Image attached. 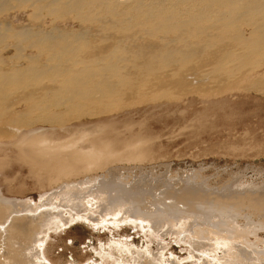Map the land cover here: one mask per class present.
Listing matches in <instances>:
<instances>
[{
    "label": "bare ground",
    "instance_id": "6f19581e",
    "mask_svg": "<svg viewBox=\"0 0 264 264\" xmlns=\"http://www.w3.org/2000/svg\"><path fill=\"white\" fill-rule=\"evenodd\" d=\"M11 14H13L12 17L15 20L10 17ZM23 17H26V22L29 23L28 26L18 25L23 20ZM230 23L235 24V27L230 28ZM72 24H75V26ZM240 27H245L249 30V37H244L243 29L241 30ZM228 30L229 32L231 31L229 37L231 36L230 38L235 40V42L233 40L230 41L236 44L239 41V44H237L239 48H237V50L241 49L242 51L243 49L244 51L241 52L238 50L240 53L238 51L237 53L234 51V43L233 45L229 42V44L226 43L225 40L227 39L228 41L229 37L226 39L223 38L226 37L225 34ZM204 33H206L208 37L211 36L212 41L208 42V40L211 39L207 40L208 37L206 35H204L207 37L205 40H200L199 37ZM213 36H216L215 38H218L220 41L214 42L215 38ZM221 39L228 44V48H230L229 45L234 46V49H230V51L233 50L234 52L231 53L232 55H229L231 58L233 54H237L235 56V61H233L234 66L236 60L240 59L239 67H242L241 63L243 65V62H241V58L243 57L242 59H244L245 56L247 57L250 54H254V52H252L254 47L258 49L260 46L261 49L263 48L262 50H264V0H0V174L3 176V173L7 169H11L15 163H19V168L22 169L21 167H24L27 174L30 175L29 178L31 179L33 187H37L44 192L37 204L31 203L29 199L6 202L0 195V264H50L45 258L42 250V246H44L43 244L48 237V232L52 229L56 230L61 228L76 220L91 222L95 227H118V225L122 223L130 222L134 226L138 225L140 229L149 232L152 227L154 232L158 234L157 232H160L159 229L162 230V226L158 228L159 226L157 225L160 222L149 221L151 220L149 215H141L132 208L133 203L140 202V200L144 198L142 195H149L144 201H141L145 204H147V202L162 204L166 201L177 204H188L186 202L189 201V204L192 205L191 208L198 205L206 208L210 206L216 208L220 203H225L231 199V201H233L236 198L234 197L235 194L233 196H225L224 194V196H218L219 198L216 196L210 197L209 195L201 193L196 184L194 186H188L187 188H180L178 186L176 188L173 187L175 186L173 184V186H169L170 183L168 185V183L165 182L153 183L150 179L149 181L148 179H141V181L129 179L122 184L117 183V181L114 182V180L121 176L119 173L121 174L124 171L130 172L131 169L137 167L135 163H140L148 158L150 149L147 146L151 140L142 139L133 134L130 135L127 140L116 139L111 133L109 134L106 132V127L98 125L85 127L82 125L81 121L86 115H99L102 110L97 112L99 110L97 106L108 109L111 108L112 110L119 108L121 97H114L112 92H110L112 89L109 92L113 96H109V92L105 91L110 89L112 83L116 81V78H113L114 82L110 81L112 82L111 85L109 84L110 87L107 85L108 82L104 86H108V89L102 88L103 86H99L100 88H98V86L97 88L94 87L97 84L96 82L103 81L105 76L109 77L111 76L110 73H114L110 72L113 70V65L111 63L114 62V58L112 57L118 55L117 53H115L117 54L116 56L113 54L118 48L120 49L123 47V49H126L127 53L129 49L137 48L138 52L134 51L135 49L131 50L134 51L135 55V52L139 54V50H142V53L143 50H145L144 52L148 50L147 52L152 54L156 52V54L154 53L153 55L161 59L155 56L156 59L153 58L152 54L147 57V53L146 55L143 53L145 55L144 58L147 57L146 59L149 58V60L153 58L155 62L158 59L160 63L156 62V64L159 63V66L165 67L166 69V65L172 62L174 57L180 53L179 50L187 49L183 47L187 46L190 47L188 50L192 49L188 51L187 56H185L186 53L183 56L181 55L183 60L189 55H199V57H201L200 53L204 54V52L205 54L207 53L206 55L208 56V53H217L220 50L221 47L217 42H221ZM201 41H204V44L200 43ZM248 42L251 44L249 45ZM247 43L249 47L251 46L250 49ZM122 44L125 46H121ZM240 44L244 46L241 47ZM174 45L177 47L175 51L176 53L179 52L178 54H176L172 48ZM223 45L224 44L221 46ZM252 45L254 46L253 48ZM156 47H159V51L156 49V51L151 52V50ZM170 47L176 56L174 53V56L169 54L170 51L172 52ZM243 47H246L247 50ZM259 49L258 51L260 52ZM121 51L122 49L120 52ZM124 54H126L125 51L122 52V56ZM134 54L128 57L129 61L130 58L134 61V57L136 58V56L133 57ZM263 54L264 51L259 54L258 58H264ZM139 55H137V59H139ZM122 56L120 54V56L118 55L117 57L121 58ZM126 56H128V54H126L125 57ZM212 56L213 55H211V57ZM237 56L240 57L237 58ZM223 57H225V55ZM192 58L193 56L191 60L194 59ZM205 58L207 59V57ZM217 58H215V60ZM111 59H113V62ZM146 59H144V61ZM220 59L222 58L220 57ZM220 59L218 58L217 60ZM260 59L258 61H260ZM122 60H124V58ZM178 60L179 62L183 61L182 59L180 60V58H178ZM178 60L175 59V64ZM217 60L215 61L216 63ZM118 61L116 63H118ZM126 61L124 62L127 66L128 62L126 63ZM239 61L237 62L238 65ZM149 62L151 63V60ZM211 62H213V60ZM220 62H218L216 66L213 65L214 63L211 64L215 68H212V66L209 67L210 69L212 68L213 71L217 68L214 74H211L212 78H214V75L219 74L218 76H221L220 80H223L226 77L225 74L221 72L222 70L219 71L218 69L220 68ZM230 62L232 61L230 60ZM81 63L87 64L83 65L88 66V68L80 69L83 67L82 65V67L76 68V65L79 66ZM116 63H114L115 66ZM130 63L132 62L130 61ZM145 63H147V61ZM150 63L147 65L151 66L153 62ZM125 64L120 63L117 64V66L121 65L123 66L122 68H124ZM194 64L195 63H193V65ZM229 64L230 63L226 65ZM1 65L10 66V69L5 72L1 69ZM134 65L135 64L130 66L135 67ZM193 65L191 64L190 66L194 67ZM146 66H144V68ZM155 66L154 64V67ZM133 67H131L132 70ZM154 67L152 64L151 67L147 68V71L146 68L144 71L143 67H140L143 70L140 68L138 69L139 72L141 70L143 73L145 72L147 74L149 71L150 75V71H154V69L151 70ZM162 67H160L161 70ZM116 68L114 70H116ZM157 68L156 66L154 72L160 73L161 71ZM169 68L172 69L171 67ZM165 69L162 71L167 72L169 70V73H173L170 69ZM188 70H190V68H188ZM196 70L198 69H195V71ZM204 70L206 73V69H203V71ZM223 70H225V68ZM247 70L249 72V69ZM213 71L211 70V72ZM244 71H237L238 76L240 72ZM120 72L123 73V70ZM131 72L133 71H130L129 74L133 78L132 75L134 74H131ZM136 72L137 71H134V73ZM211 72L209 71V73ZM231 72L234 73L235 71ZM152 73L151 77H153L154 74L156 75V73L153 75ZM179 73L177 74H179L178 76L180 77L182 73ZM209 73L205 74L206 77L203 75L204 79L206 78L205 82L210 79L208 78ZM233 73L231 74L235 75ZM136 75H139V73H136ZM136 75H134V77ZM141 75L143 76V74ZM155 75V78H152L153 82L155 81L154 79L158 77V74L157 76ZM159 75L161 78L164 77L163 73V77L161 74ZM187 75L190 74L188 73ZM187 75L185 76L187 77ZM228 75L230 74L228 73ZM47 76L52 77L53 80L56 78L57 83L55 85H50L52 78L47 79ZM190 76H188L189 80ZM222 76H224L223 79H221ZM147 77L148 78H144L143 76L141 78L145 80L148 79L146 80L147 83L151 78L150 76ZM167 77L169 80V76ZM228 77L226 79H228ZM230 77L232 76L230 75ZM125 78H128V80L126 81V79H124V82L127 83L130 81L129 77ZM200 78L204 81L202 76L199 77V79ZM44 79L51 81L49 84L46 83L45 85L43 81L46 80ZM110 80L112 79L110 78ZM134 80L132 82L137 84L138 82L136 83ZM106 81L109 80L106 79ZM140 81L142 80L140 79ZM211 81L209 80L208 83ZM216 81L217 84H215V86H220V83L223 84V81L219 82V84V80H215V82ZM89 82H93L94 84L92 83V88H88L90 90H86L84 87H86V84ZM124 82L123 84H125ZM153 82L149 81L148 83ZM119 83L122 84L120 81ZM146 83L141 84L140 82L134 88H139L138 86L140 84H144L145 86ZM183 83L187 85L189 82L187 80V83L184 81ZM92 84L88 85L91 86ZM104 84L99 83L98 85ZM169 84L167 85L170 87L171 84ZM174 84L176 85V82ZM178 84L182 85V81ZM205 84L206 88L213 85L204 83V85ZM113 85L117 86V83ZM144 86L143 88L145 89ZM157 86H155L154 90H157ZM164 86H166V84ZM114 87L115 86H112L111 88ZM159 87L160 86H158V88ZM120 88L122 87L120 86ZM128 88L129 87H127V93L131 91L128 90ZM143 88H141V90L135 89V91L131 88L133 90V92H131L132 95L128 93V95L130 94L131 96L127 97L136 99L134 101H142L145 99V93L142 92V90H144ZM162 90H164V88ZM147 91L150 92L152 90H150L149 87ZM147 91L145 90V92ZM117 94L119 95V93ZM124 94L125 93H123V95ZM169 94H172V92L167 93V95ZM142 96L144 97L143 99ZM111 103L112 105L115 103L119 105H113V108V106L110 107ZM126 103L127 101L125 104ZM137 103L138 102H136V104ZM107 110L103 112H107ZM8 154H11L12 157L10 158ZM124 164H129V166H125ZM100 173L102 175H99ZM131 173H133V170ZM120 178L119 180H121ZM92 181L96 182L93 183L95 184L93 187L90 188L84 185H88L89 183L92 184ZM116 185L119 186V191L121 192H117L114 189ZM140 190H142L140 192L142 195L138 196L141 198L135 200L134 196L136 193H139ZM239 195L240 196L237 198H239L238 202L240 204L247 203L252 207H256V202L258 201L256 198L261 196H252L245 193ZM203 202L206 203L204 204ZM148 205L149 204H147V206ZM191 208L189 207L188 209L191 210ZM188 209L186 208V210ZM217 211L222 212L216 208V212ZM232 213L233 212H223L222 216L234 226V221L238 216ZM239 216L241 217L242 215ZM183 218L184 217H182V219ZM178 220L179 219L176 221ZM218 221L217 223H219ZM171 222L173 221H168L167 223ZM260 223L263 224V222L259 221V224ZM148 224L150 228L147 227ZM202 226H199L198 230L195 228V231L191 233L193 237L191 238L190 236L192 240V252L199 251L197 257L199 261L206 259L205 261H207L208 264H264V262H261L263 257L261 259H259L260 257H253L255 255L252 254L253 251H255L251 250L253 248L249 251L247 250L249 249L248 247L251 246L247 243V234L244 230H239L236 225L234 230L229 232L230 235L228 237L225 236L224 233L212 231L209 224L207 225L208 227ZM181 228L183 227L181 226ZM166 231L164 232L166 233ZM188 231H190V227ZM201 232L204 237L201 235V237L199 236ZM197 238L203 239L202 242L204 243L201 242L200 244ZM195 244H200L199 248ZM204 247L206 248L204 249ZM217 250H223V252H221L223 255H220L221 257L216 256ZM245 251H248L249 254L252 255L249 256V258L248 256L245 257ZM261 252H264V250ZM156 259L158 261L159 257L156 256ZM146 261V263L142 262V264H152L150 261V263H148V260ZM201 263L203 264V262ZM154 264L158 263L154 262Z\"/></svg>",
    "mask_w": 264,
    "mask_h": 264
},
{
    "label": "rangeland",
    "instance_id": "374dc122",
    "mask_svg": "<svg viewBox=\"0 0 264 264\" xmlns=\"http://www.w3.org/2000/svg\"><path fill=\"white\" fill-rule=\"evenodd\" d=\"M12 16L13 14H11L10 17ZM12 19L15 20L13 17ZM23 20L21 21L22 25L21 23L18 25L28 26L29 23L26 22L27 21L26 17L25 18L23 17ZM230 24H228L230 25V28L235 27L234 26L235 24L232 23ZM72 25L75 26V24ZM240 28L241 30L243 29L242 31L244 37H249V33H248L249 30L245 27H240ZM229 30L227 31V33L225 32L226 37L224 38L221 37V38L226 39L227 37H229V33H231V31L229 32ZM204 35H206V33L201 34L200 37L198 36L199 39L205 40L208 37V35H206L207 37ZM209 37L207 38V40L208 39L211 40H208V42L212 41V37L211 36ZM230 37L228 38L229 39L228 41L227 39L225 41L226 43L229 42L230 44L232 43L233 45L235 40L231 39ZM223 39H221V42H217L221 47L217 53H212V54L208 53L209 54L208 56L210 57H208L206 55L207 53L205 54V52L204 54L206 56L203 53H200L201 57L204 55L202 58L199 57V55L198 56L192 55L193 58L195 56L194 59L192 58L193 60H191L192 57L191 55H189L191 57L188 56L190 59L187 57L188 59L185 58L183 60L182 57L185 53H186L185 56H187L188 51L192 50V49L188 50V48L190 47L187 46L183 47L187 49L179 50L180 53L177 51L179 53L178 54L175 51L177 50V47H175L176 45H174L173 47L171 46L174 49L175 53L178 55L176 56V54L170 47V50H172V52L170 51L169 54H172V56H174L173 55L174 53L176 57H174L172 62H169V64L166 65V69L165 67L159 66L160 60L158 59L161 58H158V56L153 55L154 53L156 54V52L153 51H156V49L157 51H159L158 49L159 47L153 48L152 50L150 49L151 52H153V54L150 52L148 53L147 52L148 50L146 52H144L145 50H143V53L145 55L147 53V57L151 56L152 54L153 58L155 57L158 58L156 62L159 63L156 64L155 62L156 58L153 61V58L150 57L152 58L150 60L151 63L153 62L152 63L153 67L155 64L159 68L157 69L161 71L160 73L154 72L156 66L152 69L150 68L151 70L154 69V71H150L151 73L153 72L152 75L156 73V75L155 74L154 75L157 76L158 74V77H156L157 79H154L156 83L155 81L153 82L152 79L154 75L153 77H151V73L149 75V71L148 74L145 72L143 73L141 71L143 69L145 71V68L147 71L148 70L147 68L152 66V64L149 62L150 61L149 58L148 59H146L147 57L144 58L145 55L142 53V50H139V54L140 53L142 54L139 55L137 54L138 52L137 48H133V49L131 48V50L135 49L134 51H137L135 52L136 53L135 55L134 51H131L130 49H129L130 51L127 49L128 50L127 53L126 49H123V47L120 49L118 48L119 52L121 49L122 51L120 53L118 52V50L114 52L113 54L115 56L117 54L119 56L121 54L122 56L123 51H125L126 54H128V56L125 57L126 54H124L122 56L124 60H122L123 59L122 57H121L122 59L120 57L118 58L117 57L118 55L116 56L118 59L116 57H112L114 58V62L113 59H111V61L113 62L111 63L113 65L112 66L113 70L116 68L117 64L120 63L125 64L124 61H126L128 57H131L132 54H134L133 57L136 56V58L134 57V61L131 60L130 58V61L132 63H130L128 58V60L126 61V63L128 62L127 66L126 64L124 65L125 66L124 68L126 69L122 68L123 66L121 65H118L120 68L117 66V68L119 69L116 68V70L114 71L111 69L112 71L110 72H114L113 74L115 75L110 73L111 76L109 75L107 76H109L112 80H110L109 77L105 76V79H103L102 81L101 79L104 78L102 77L100 79L102 82L101 81L96 82L97 84L94 87L97 88L98 86V88H100L99 86H103L102 88L108 89L107 88L108 86L106 87L104 86L107 84V82H108L107 85L109 84L111 85V83L114 82L113 80L116 78L115 80L118 81L117 82L115 81L114 83L115 84L117 83V86L113 85L114 83H112L111 87L112 86L115 87L111 88L109 85L110 89L105 91L109 92L112 89L110 92H112L114 97L122 98V99L120 98L119 101L120 105L116 103L113 104L114 106L119 105V108L112 110L111 108L108 109L97 106L99 109L97 112H99L100 110H102V112L106 111L107 109L108 110L107 112H103V113L101 112L99 115H92V116L86 115V117H83L81 121H82V125H84L85 127L90 125H98V126L106 127V132H108L109 134L111 133V135L116 139L127 140L129 139L128 137L133 134L134 136H139L142 139L151 140L149 145L147 146L150 149V154L148 158L144 159L140 163H135V166L137 167L131 169L130 172L124 171L121 174L119 173V175L121 176H119L116 180H114V182L117 181V183L122 184L124 181H127L129 179L130 180L137 179L140 181L141 179L142 180L148 179V181L150 179V181H152L153 183L165 182L168 183V185L170 183L169 186L175 185L173 187L176 188L177 186L180 188H187L188 186L191 185L194 186L196 184V186L199 188L201 193L205 195H209L210 197L212 196L221 197L224 196V194L225 196H233L235 194L234 197L236 198L233 201H231L232 200L231 199L225 203H220L219 206H216V208L222 212L219 211L216 212V208L212 206L206 208L204 206L198 205L191 208L192 205L189 204L190 203L189 201L186 202L188 204H180V203L177 204L171 201L170 202L166 201L165 203L162 204H154L152 202H147V204H149L148 207L147 204H145L144 202L142 203L141 201H144L145 198L149 195L140 194V192L142 191L140 190L139 193L135 194L134 199L139 200L141 197H139L138 195H142L144 198H142L140 202L133 203L132 208L135 209V211H137L141 215H145V216L146 214L149 215L151 217V220L148 219L149 221L160 222L157 225L159 226L158 228L162 226V230L159 229L160 232H157L158 234L154 232V229H152V227L150 228L149 224L147 225V227L150 228V232L140 229L138 225L134 226L130 222L122 223L118 225V227H112V226L95 227L91 222L85 220H76L67 225H64L61 228H58L56 230L52 229L48 232V237L46 238V241L43 244L44 246H42V250L45 258L50 262V264H100V263L142 264V262L146 263L147 262L146 260H148V263L151 262L152 264H154V262L158 264H163V263L164 264H202L201 262H203V264H208V262L205 261L206 259L205 260L203 259L202 261H199V259H197L199 251L192 252L193 250L191 249L192 248L191 238L193 237L191 233L195 231V228L198 230L199 226H202L203 224H207V225L209 224V227L211 226L210 228L212 229V231L224 233L225 236L227 237L230 235L229 232L234 230L236 225V227H238L239 230H244L247 234V238H248L247 243L251 245L250 247H248L249 249L247 250L249 251L251 248H253L251 249L252 251L255 250L252 253L255 254L253 257L256 258L260 257L259 259L263 257L261 259L262 260L261 262L262 263L264 262L263 261L264 252H261L264 250V196H263L264 195V61H263L264 58L261 59L258 58L259 54H261L262 51L264 50H262L263 48L261 49V47L259 46L260 47V49L258 47V49L260 50L259 52L257 47H254L252 45V48L254 47V49H252V52H254V54H250L252 57L250 55H249L250 57L245 56L246 59L245 57L244 59H242L243 58L242 57L241 58V62H243V65L241 63L242 67H239L240 59L239 60L237 59L234 66L233 61H235V56L237 54H233L234 57L232 56L231 57L232 59L230 58L229 55H232L231 53L234 51L235 52H237L238 50L241 51V49L237 50V48H239V45L237 46V44H239V41L237 44L234 43L235 46L234 49V46L231 45H229L230 48H228L227 45L229 43L226 44ZM218 40H219L218 38L217 39L215 38L214 42ZM230 40H233L234 42L233 41L231 42ZM203 42L201 41L200 43ZM222 44H224L223 45L224 47L221 46ZM250 44L251 43H249V45ZM121 46H125V45L122 44ZM250 47L248 46L249 49ZM230 49H234V51L233 50L230 51ZM245 50H247V48ZM240 51L238 52L240 53ZM242 51L244 50L242 49ZM137 55L140 56V57L138 56L140 60L137 59ZM211 55L213 56L211 57ZM224 55L225 57H223ZM216 56L217 57L220 56L222 59L224 58L223 61L222 59H220V57L218 58L221 60V62L220 60H217L218 58ZM177 57L180 58V60L182 59L183 61L186 62L183 61L179 62ZM205 57H207V59ZM214 57L217 58L216 59L217 63L215 62L216 60ZM239 57L240 56H237V58ZM228 58L232 62H230ZM116 59L117 61L118 60L120 61L116 63L117 62ZM144 59L146 60L144 61ZM175 59L178 60V62L176 61V64H175ZM259 59L260 61H258ZM121 60L123 61V63ZM208 60L210 61V63ZM212 60L213 62H211ZM141 61L142 63L144 61V63L142 64ZM146 61L147 63H145ZM207 61L208 63L206 64ZM238 61H239V65L237 63ZM148 62L151 64V66L147 65L149 64ZM218 62H220L219 63L220 68H218L219 71L222 70L221 72L225 74L226 78L229 76L228 79L222 76L221 79L223 78L224 79L220 80L221 76L219 77L218 76L219 74L217 72L215 73H217L218 75H214V78L211 77L212 76L211 74H214V71L217 69L216 68L213 71L212 68L215 67L212 66L211 64L214 63L213 65L216 66ZM114 63H116V66L114 65ZM193 63L195 64L193 65ZM228 63L230 64L226 65ZM83 64L87 65L85 63ZM83 64L81 63L79 66L76 65V68L78 67L80 68L81 65L83 67L81 66L82 68L80 69L88 68V66H84ZM133 64H135L134 65L135 67L130 66ZM191 64L194 67L190 66ZM1 66H2L1 69L4 70L5 72L8 69H10V66L7 65H1ZM144 66L146 67L144 68ZM209 66H212V68L210 69ZM131 67H133V70ZM140 67H143V69ZM160 67H162V70L164 69L168 70L170 69L169 67H171L173 70L170 69V71L173 73H169V70L167 72L166 71L163 72L160 69ZM243 67L246 69H244ZM136 68L137 69L140 68L141 69L140 72L139 69L137 70ZM188 68H190L191 71L188 70ZM224 68L226 71L223 70ZM129 69L130 71H133L131 72V74L132 73L134 75H136V73L137 74L139 73V75L143 74L144 78H148L147 76H150L151 78L149 77L150 78L149 81H152L153 83H148L149 81H147L146 83V80L148 79L145 80L141 78L143 77L142 75L140 77H137L139 75H136L135 77L137 79L134 77V75H132L133 78L136 79L134 80L129 74L130 73ZM195 69H198L196 71L199 72L197 73ZM203 69H206L207 74L209 73V71L210 72L211 70L213 71L209 73L208 78L210 79L207 78L208 79L207 82H205L206 78L204 79V76L206 77L205 75L206 73L205 70L203 71ZM247 69H249V72ZM122 70L123 73L125 72L124 75L127 74L125 75V77H129V80L131 82L130 81H128L127 83L124 82L125 81L124 79L126 78L124 77L123 73L120 72ZM174 70H175V74H174ZM134 71L137 72L134 73ZM231 71H235V72L233 73ZM237 71H244V72H240L239 73L240 77H239ZM179 72L182 73L180 77L178 76L180 74ZM227 72L232 77H230V75H228ZM188 73L190 75L192 74L191 75L192 78L190 75H187ZM231 73L235 75H232ZM159 74H161L163 78H161ZM185 75H187V77ZM167 76H169V80ZM182 76L183 78L185 76L186 79L185 78L183 79ZM188 76H190V80ZM201 76L203 77L202 79H204V81L201 80V78L199 79V77ZM46 78L48 79L52 77L47 76ZM158 78L159 80L164 79L165 81L166 80L167 81L166 82L164 80H163L164 82L161 80L159 81ZM170 78L171 79L173 78L172 82ZM106 79H108L109 81H106ZM140 79L142 81H140ZM177 79H178V83L179 82L181 83L182 81V85L177 83ZM212 79L219 80L218 84L219 82L223 81L222 83L225 86L221 83L219 84L220 86L218 85L215 86V84H217V81L216 82L215 80L211 81ZM51 80L54 83L50 82ZM51 80L43 81V83H45V85L46 83L49 84V82L51 83L50 85H55L57 83L56 78L54 79L55 81L53 80V78ZM127 80L128 78L126 79V81ZM133 80L136 81V83L138 82L137 84H139L140 82L141 84L146 83L145 86L144 84L143 85L140 84L141 88H143V86L145 87V89L143 88L144 90H142V92L145 93L144 94L145 99H143L144 97L142 96L143 103L142 101H138V100L134 101L136 99H133L132 97L129 98L127 97L132 95L131 92H133V90L134 91L135 89L141 90L140 85L138 86L139 88H134L136 87L137 84H134L135 82L133 83L132 82ZM187 80L189 83H187ZM209 80L212 83L211 82L208 83ZM119 81L122 84L124 82L126 86L125 84H123L124 86L120 84ZM183 81L186 82L187 85H185ZM93 82H89L87 84L85 83L86 87L84 88L86 90H90L88 88H92L94 84ZM175 82L176 85L174 84ZM99 83L104 85H98ZM169 83L171 84L170 87L167 85ZM204 83H207L209 85L213 84V85L209 86L210 89L208 87L207 89L206 84L204 85ZM88 84H92V85L90 86ZM154 84L155 86L157 85L160 86L159 88L161 90L164 88L165 91L162 90L163 91L162 92L158 88V86L156 87L157 90L155 89L156 90L155 91ZM165 84L166 86H164ZM120 86L122 88H120ZM148 86L152 91L150 92L147 91V88H149ZM127 87H129L128 90H131L128 91V93H130L131 95L130 94L128 95ZM131 88H133V90ZM122 89L124 92L122 91ZM117 90L125 93L124 95L126 97L123 95V93L118 92ZM145 90L148 93L145 92ZM110 92L108 93L109 96L111 95ZM171 92L172 94H169L170 95L169 97L167 93H171ZM117 93H119L120 96ZM124 99L125 100L127 99L126 100L127 106L125 104L126 101ZM136 102L138 103L141 102V103L136 104ZM113 105L111 103L110 107H112ZM8 156H10V158L12 157L11 154H8ZM124 165L129 166V164H124ZM19 167H20L19 163H15L11 169H7L3 173V176L2 174H0V195L6 200V202H10L12 200L22 201L29 199L31 203L37 204L40 201V198L43 196L44 192L43 190L37 187L34 188L33 184L31 183V179L29 178L30 175L27 174L26 169L24 167H21L22 169H20ZM132 170L133 173H131ZM99 175L102 174L100 173ZM119 178L121 180H119ZM94 181H92V184L89 183L88 185L87 184L84 185L91 188L95 185L93 183L97 182ZM114 189L117 192H121L119 191L120 189L119 186L117 185L114 186ZM244 193L252 196L261 195L260 197L256 198L258 199V201L256 202L257 205L255 204L256 207H252L247 203L240 204L238 202L239 198L237 197L240 196L239 194H244ZM203 203L205 204L206 202ZM189 207L191 208V210L188 209ZM186 208L188 210H186ZM223 212L224 213L233 212L238 216V218L234 221V226L230 224L228 220H226L222 216ZM239 215L242 216L240 217ZM182 217L184 218L182 219ZM177 219H179L178 220L179 222L176 221ZM168 221H173V222L167 223ZM217 221L219 223H217ZM259 221L263 222V224L261 223L259 224ZM174 224L177 226V228ZM207 225H203V226L208 227ZM181 226L183 228H181ZM189 227H190V231H188ZM161 231L163 232L166 231V233L165 232L163 233ZM187 235L189 238L187 237ZM200 235L204 237V235H202V232L199 233V236ZM197 239L201 244L203 239H199V238ZM200 244H195V245H197V247L199 248ZM205 248L206 247H204V249ZM220 250H217L218 253L216 251L217 257H221L220 255H223V253H221L223 252V250L222 251ZM248 251H245V257L248 256L249 258V256H251L252 254H249ZM156 256L159 257L158 261L156 259Z\"/></svg>",
    "mask_w": 264,
    "mask_h": 264
}]
</instances>
